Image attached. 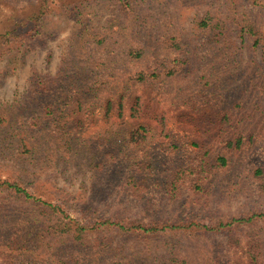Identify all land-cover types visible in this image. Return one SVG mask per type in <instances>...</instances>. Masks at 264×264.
<instances>
[{
	"label": "rangeland",
	"instance_id": "1",
	"mask_svg": "<svg viewBox=\"0 0 264 264\" xmlns=\"http://www.w3.org/2000/svg\"><path fill=\"white\" fill-rule=\"evenodd\" d=\"M0 25V264H264V0H0Z\"/></svg>",
	"mask_w": 264,
	"mask_h": 264
},
{
	"label": "trees",
	"instance_id": "2",
	"mask_svg": "<svg viewBox=\"0 0 264 264\" xmlns=\"http://www.w3.org/2000/svg\"><path fill=\"white\" fill-rule=\"evenodd\" d=\"M33 17V16H32ZM41 15H35V19H40ZM209 22L207 23L206 21H203L201 23V25H203L204 27L205 26H208ZM35 28V29H34ZM30 30H36V25H34L33 27L30 28ZM11 34H6V33H3L2 32V29H1V25H0V50H8V52H11L13 51L14 47H12L11 44H13L15 42V40H19V38L22 36V34L20 33H14V31H10ZM3 55V53L0 54V56ZM239 142V141H238ZM222 161H223V164L226 163V158L225 157H221L220 158ZM20 190H22L20 188ZM243 219H240V218H235V221H242ZM72 221V220H71ZM109 221L108 220H105L101 223L103 224H106L108 223ZM71 223V222H70ZM68 223V225L70 224ZM88 224L86 225H79V228L80 230H84V229H87L88 228ZM75 239L79 238V235H73Z\"/></svg>",
	"mask_w": 264,
	"mask_h": 264
}]
</instances>
